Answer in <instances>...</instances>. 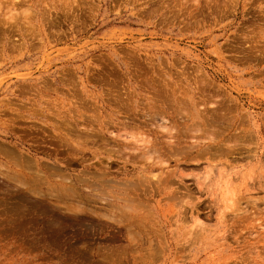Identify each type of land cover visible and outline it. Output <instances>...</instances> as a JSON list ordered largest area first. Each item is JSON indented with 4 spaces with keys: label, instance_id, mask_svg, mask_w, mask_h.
Returning a JSON list of instances; mask_svg holds the SVG:
<instances>
[{
    "label": "rangeland",
    "instance_id": "374dc122",
    "mask_svg": "<svg viewBox=\"0 0 264 264\" xmlns=\"http://www.w3.org/2000/svg\"><path fill=\"white\" fill-rule=\"evenodd\" d=\"M0 144V264H264V0H0Z\"/></svg>",
    "mask_w": 264,
    "mask_h": 264
},
{
    "label": "bare ground",
    "instance_id": "6f19581e",
    "mask_svg": "<svg viewBox=\"0 0 264 264\" xmlns=\"http://www.w3.org/2000/svg\"><path fill=\"white\" fill-rule=\"evenodd\" d=\"M74 1V0H73ZM75 3V2H74ZM9 10V9H8ZM21 12V11H20ZM18 13V12H17ZM16 16V15H15ZM56 24V23H55ZM10 26V25H9ZM16 38V37H15ZM14 38V39H15ZM48 40V39H47ZM157 107V106H156ZM145 111H146V109H145ZM144 111V112H145ZM150 112V111H149ZM147 113V112H146ZM159 113V112H158ZM161 113H163V112H161ZM160 114V113H159ZM144 116V115H143ZM164 116V115H163ZM162 116V117H163ZM152 117H153V115H152ZM205 119V118H204ZM98 121V120H97ZM161 121V120H160ZM166 121V120H165ZM153 122H155V121H153ZM100 123V122H99ZM150 123V122H149ZM151 123H152V121H151ZM160 124V123H159ZM120 125V124H119ZM170 125V124H169ZM160 126V125H159ZM165 126V125H164ZM117 127V126H116ZM125 127V126H124ZM127 127V126H126ZM154 127V126H153ZM108 128V127H107ZM103 129V128H102ZM69 131V130H68ZM72 131V130H71ZM107 131H109V130H107ZM170 131H172V130H170ZM190 131H192V130H190ZM78 132V131H77ZM76 132V133H77ZM103 132V131H102ZM112 132V133H111ZM111 132L109 133L110 135L112 134V135H114L115 133L111 130ZM125 132V131H124ZM126 132H128V131H126ZM72 133V132H71ZM80 133V132H79ZM78 133V135H80ZM87 132H85V134H86ZM104 133V132H103ZM114 133V134H113ZM117 133V132H116ZM132 133V132H131ZM74 134H75V132H74ZM82 134V133H81ZM84 134V133H83ZM108 134V135H109ZM120 134V133H119ZM134 134V133H133ZM140 134H141V132H140ZM117 136H118V134H116ZM127 135H130V134H128L127 133ZM141 135H143V134H141ZM82 136V135H81ZM113 137V138H111V140H113V141H117V138L119 137V138H122V140H124V141H122L123 142V145H124V148L122 147V149H123V151H125V149L126 150H128V153H129V158H133V159H137V158H144V159H146L145 158V156L146 157H150V155H152L151 153V150H149V149H147V150H145V149H143L141 146H137L138 144H134V143H138V142H140L141 143V141L142 140H140V138H142V137H136V136H133V135H131V136H129V138L128 137H122V136H118V137ZM124 136V135H123ZM140 136V135H139ZM214 136V135H213ZM108 138V137H107ZM128 138V139H127ZM144 138V137H143ZM147 138V137H146ZM64 139V138H63ZM77 139V138H76ZM79 139V138H78ZM77 139V140H78ZM169 139V138H168ZM80 140H81V138H80ZM144 140V139H143ZM147 140V139H146ZM151 140V139H150ZM164 140V139H163ZM179 140H181V139H179ZM112 141V142H113ZM121 142V143H122ZM167 142V141H166ZM179 142V144H181L180 143V141H178ZM120 143V142H119ZM118 143V144H119ZM167 144V143H166ZM1 145V144H0ZM120 145V144H119ZM143 145V144H142ZM158 145V144H157ZM169 145V144H168ZM176 144H174L173 143V147H172V149H174L175 151H177V152H181V148H179L178 147V149L176 150L175 149V146ZM156 146V145H155ZM155 146H153V147H155ZM180 146V145H179ZM139 147V148H138ZM151 147V146H150ZM152 147V148H153ZM176 147H177V145H176ZM149 148V147H148ZM152 148H150V149H152ZM103 149V148H102ZM120 149H121V147H120ZM121 149V150H122ZM155 149V148H154ZM161 149H163V148H161ZM166 149V148H165ZM171 149V148H170ZM180 149V150H179ZM121 150H120V152L119 153H121ZM156 150V149H155ZM179 150V151H178ZM130 151V152H129ZM175 151H174V153H175ZM187 151H189V150H187ZM165 152V151H164ZM172 152H173V150H172ZM176 152V153H177ZM160 153V152H159ZM171 153V152H170ZM173 153V154H174ZM183 153V152H182ZM113 154V153H112ZM148 154H150V155H148ZM161 154H162V152H161ZM168 154V153H167ZM188 154V153H187ZM153 155H154V153H153ZM170 155V154H169ZM108 156V155H107ZM171 156V155H170ZM173 156V155H172ZM169 157V156H168ZM110 158V157H109ZM118 158H120V157H118ZM173 158V157H172ZM15 159V158H14ZM132 159V160H133ZM74 160V159H73ZM148 161V160H147ZM44 163V162H43ZM13 164V163H12ZM20 164V163H19ZM29 165V164H28ZM38 165L40 166V164L38 163ZM42 165V164H41ZM48 166V165H47ZM107 166V165H106ZM149 166V165H148ZM22 167V166H21ZM45 167H46V164H45ZM109 167V166H108ZM150 167V166H149ZM47 168H49V166L47 167ZM51 168H53V166H51ZM23 169V168H22ZM36 169H38V168H36ZM55 169V168H54ZM70 170V169H69ZM88 170H89V168H88ZM94 170V169H93ZM46 171V170H45ZM45 171H43V172H45ZM48 171V170H47ZM51 171H53V170H51ZM57 171H59V170H57ZM62 172H64L63 170H61ZM85 171V170H84ZM97 171V170H96ZM40 172V174H38L39 176H38V178L39 177H41L40 175H42L41 174V170L40 171H38V173ZM80 172V171H79ZM101 172V171H100ZM55 173V172H54ZM54 173H50V176L52 175V176H54ZM59 173V172H58ZM83 173V172H82ZM35 174H36V172H35ZM66 174V173H65ZM37 175V174H36ZM49 175V174H48ZM55 175L57 176V177H59L60 179H58L59 180V182L58 181H56V180H49V181H51V183L49 182V184L51 185V186H53L54 185V187H57L56 185H58V187H57V189H56V193L55 194H57V195H55V197H57L58 198V201H59V199H60V201H61V199H63V198H65V199H67V198H69V199H76L77 197H79V198H82V202L83 203H85V204H94V203H96V199L98 198V197H102L103 198V196H105L106 194H105V192H104V190H103V193H101V194H104V195H100V193H93V191L95 192V190H99L100 188H103V187H110V189L111 188H115V186H113V185H111V179L109 178V179H107V177H106V175L104 174V173H102V174H97V172H88V173H83L82 175L80 174V175H76V176H72V177H70V176H68V174L64 177V176H62V174L60 175V174H57V173H55ZM73 175V174H72ZM51 176V177H52ZM55 176V177H56ZM37 177V176H36ZM49 177V176H48ZM150 177V176H149ZM156 177H158V175L157 176H155V175H153L152 176V178L153 179H156ZM33 178V177H32ZM47 178V177H46ZM37 179V178H36ZM50 179V178H49ZM130 179V178H129ZM25 180V179H24ZM38 180V179H37ZM150 180H152L151 179V177H150ZM35 181V180H34ZM33 181V182H34ZM43 181V180H42ZM114 182L116 183L117 181H115L114 180ZM124 182V181H123ZM158 182V181H157ZM40 183V182H39ZM118 183V182H117ZM132 183V182H131ZM130 183V184H131ZM135 183V186H137V188H139L140 186H141V184L139 185V184H137L136 182H134ZM134 183H132V184H134ZM36 184V183H35ZM119 184V183H118ZM122 184V183H121ZM137 184V185H136ZM36 185H38V184H36ZM42 185V184H41ZM86 186L87 187V189L89 188V189H91L90 191H89V189H88V192L85 190H82V188L81 187H83V186ZM124 185V184H123ZM129 185V184H128ZM139 185V186H138ZM157 185H159V182H158V184ZM43 186V185H42ZM50 186V187H51ZM117 186V185H116ZM120 186V185H119ZM130 186H132V185H129V187ZM37 187V186H36ZM41 187V186H40ZM39 187V188H40ZM44 187H45V185H44ZM91 187V188H90ZM92 187H94V188H92ZM96 187L98 188V189H96ZM100 187V188H99ZM125 187V186H124ZM47 188V187H46ZM84 188V187H83ZM128 188V187H127ZM136 188V189H137ZM37 189V188H36ZM53 189V188H52ZM51 189V190H52ZM55 189V188H54ZM54 189H53V191H54ZM84 189H86V188H84ZM120 189H123V190H125L124 188H120ZM135 189V190H136ZM39 190H41V189H39ZM44 190H45V188H44ZM108 190V189H107ZM106 190V191H107ZM117 190V189H116ZM138 190V189H137ZM45 191H47V190H45ZM53 191H51V192H53ZM122 191V190H121ZM143 191V190H142ZM156 191V190H155ZM42 192V191H41ZM41 192H38V193H41ZM49 191H47V193H48ZM50 192V193H51ZM112 192V191H111ZM113 192H115V191H113ZM132 191H130L129 193L130 194H132L131 193ZM136 192V191H135ZM54 193H53V195H54ZM119 193V192H118ZM133 193H134V191H133ZM30 194V193H29ZM128 194V193H127ZM129 194V195H130ZM43 195V194H42ZM48 196H49V193L47 194ZM47 195L46 196H42V197H47ZM125 195V194H124ZM128 195V196H129ZM127 196V195H126ZM155 196V195H154ZM50 197V196H49ZM49 197H48V199H49ZM52 198L54 197V196H51ZM105 197H107V196H105ZM109 197V196H108ZM107 197V198H108ZM112 198H113V196H111ZM111 197H109V198H111ZM101 198V199H102ZM116 198V197H115ZM47 199V200H48ZM54 199H56V198H54ZM54 199H51V200H53L54 201ZM99 199V198H98ZM101 199H99V200H101ZM114 199V198H113ZM110 200V199H109ZM116 200V199H115ZM119 200V199H118ZM127 201L128 199H122L121 201ZM56 202H57V199L55 200ZM59 201V203L58 204H60L61 202ZM104 201V200H103ZM50 202V201H49ZM72 202V201H71ZM70 202V203H71ZM55 203V202H54ZM104 203V202H103ZM103 203H102V206H100V207H102L103 209H105L103 206H105V205H103ZM107 204H108V202H106ZM48 204V203H47ZM66 204V203H65ZM112 204V203H111ZM111 204H109V205H111ZM182 204V203H181ZM60 205H62V207H63V204L61 203ZM82 205V204H81ZM94 205H96V204H94ZM109 205H106V206H109ZM116 205V204H115ZM48 206V205H47ZM65 206V205H64ZM68 206H69V204H68ZM98 206V205H97ZM120 206V205H119ZM138 206V205H137ZM50 207H52V206H50ZM54 207V206H53ZM59 207V206H58ZM61 207V206H60ZM93 207H95V206H93ZM116 207V206H115ZM114 207V205H113V207H112V205H111V209H113V208H115ZM64 208H67V206L66 207H64ZM84 208V207H83ZM96 208V207H95ZM119 207L117 206V208H115V210L117 209V210H119L118 209ZM47 209H49L50 210V208H49V206H48V208ZM53 209V208H52ZM87 209V208H86ZM100 209V208H99ZM108 209H110V208H108ZM54 210V209H53ZM82 210V209H81ZM84 210V209H83ZM76 211V210H75ZM78 211H79V208H78V210H77V212H76V214L78 213ZM85 211V210H84ZM49 212H51V211H48V213ZM75 213V212H74ZM88 213H90V214H93V212L91 213V212H88V210H87V213L86 214H88ZM67 214V213H66ZM71 214H72V212H71ZM64 215V214H63ZM72 215H74V214H72ZM77 215H79V213L77 214ZM77 215H76V217H74V218H78L77 217ZM89 215V214H88ZM67 216V215H66ZM69 216H71V215H69ZM75 216V215H74ZM90 216H92V215H90ZM94 216H95V214H94ZM101 216V215H100ZM104 216V215H103ZM105 216H106V214H105ZM60 217H62V216H60ZM64 217V216H63ZM73 217V216H72ZM80 217V216H79ZM82 217V216H81ZM85 217V216H84ZM88 218H89V216H87ZM108 217H109V215H108ZM52 218V217H51ZM57 219H59V218H57ZM64 219H68L67 217H65ZM85 218H83V220H84ZM142 219V218H141ZM47 220V219H46ZM60 220V219H59ZM80 220V219H79ZM82 220V218H81V220L80 221H83ZM85 220H87V219H85ZM93 220V219H92ZM55 221V220H54ZM61 221V220H60ZM89 221V220H88ZM91 221V220H90ZM95 221V220H94ZM62 222V221H61ZM68 222V221H67ZM71 222V221H70ZM84 222V221H83ZM82 222V223H83ZM92 222V221H91ZM94 223V222H93ZM133 223V222H132ZM131 223V224H132ZM136 223V222H135ZM100 224V223H99ZM121 224V223H120ZM138 224V223H137ZM49 225V224H48ZM79 225V224H78ZM85 225H87V227H90V226H88V224H85ZM127 225H128V223H127ZM133 225V224H132ZM129 226V225H128ZM140 226V225H139ZM138 226V227H139ZM80 227V226H79ZM85 227V226H84ZM125 227H127V226H125ZM132 227H134V226H132ZM141 228V227H140ZM130 229V228H129ZM135 229V228H134ZM53 230V229H52ZM58 231V230H57ZM62 231V230H61ZM138 231V230H137ZM46 232V231H45ZM112 232V231H111ZM114 233V232H113ZM116 233V232H115ZM131 233V232H130ZM138 233V232H137ZM129 234V233H128ZM133 234V233H132ZM131 234V235H132Z\"/></svg>",
    "mask_w": 264,
    "mask_h": 264
}]
</instances>
